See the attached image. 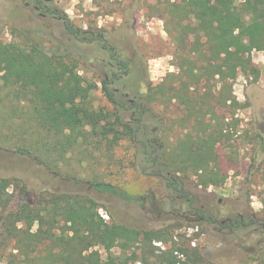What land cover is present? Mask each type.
Listing matches in <instances>:
<instances>
[{
    "label": "rangeland",
    "instance_id": "rangeland-1",
    "mask_svg": "<svg viewBox=\"0 0 264 264\" xmlns=\"http://www.w3.org/2000/svg\"><path fill=\"white\" fill-rule=\"evenodd\" d=\"M40 1L0 0V42L26 39L48 56L62 57L59 63L69 72L97 85L92 104L106 111L113 106L101 92V82L119 71L110 66L115 52L116 59L128 62L126 76L113 85L116 98L128 106L129 100L134 101L145 112L141 119L133 106L119 112L123 122L137 129L134 140L124 136L110 147L90 141L74 146L62 158L49 154L46 165L0 149V175L21 179L29 202L44 191L86 195L101 205L98 213L105 221L114 220L139 232L134 238L126 236L96 246L104 262L112 256L116 263L167 264L172 253L193 264L196 250L204 259L199 264H264V230L260 226L264 223V53L252 51L249 69L238 70L225 87L211 81L198 88L199 94L209 88L211 96L201 106L203 112L207 103L209 106L206 130L197 137L208 141L209 136L213 152L208 164L191 170L174 157L183 152L178 146L190 133L192 122L182 121L190 114L188 108L175 98H160L158 92L168 84L169 75L177 73L172 19L187 22L183 7L188 0ZM63 16L86 37L102 39L73 38L57 18ZM221 92L231 100L221 103ZM4 106L11 114L18 109L11 96ZM2 115L0 110V118ZM15 116L12 126L18 123ZM0 132L6 133V129L2 127ZM195 135L192 132V139ZM163 151L171 153L167 161L176 167L169 175L158 167L163 159L152 161L163 156ZM95 181L110 183L138 200L128 203L98 193L90 186ZM18 197L12 208L20 203ZM240 216L244 222L236 226ZM251 218L257 223L246 225ZM13 247L0 232V264H7L16 253Z\"/></svg>",
    "mask_w": 264,
    "mask_h": 264
},
{
    "label": "trees",
    "instance_id": "trees-1",
    "mask_svg": "<svg viewBox=\"0 0 264 264\" xmlns=\"http://www.w3.org/2000/svg\"><path fill=\"white\" fill-rule=\"evenodd\" d=\"M183 8L189 16L185 17L187 22L172 19L177 73L169 75L168 84L161 86L158 92L160 98L168 101L175 98L180 106L188 108L190 114L182 121L192 122L190 133L178 146L183 152L174 157L181 165L198 170L203 163L208 164L213 152L209 136V142L205 137H197L207 127L205 115L209 106L207 103L205 112L201 106H206L211 91L208 88L199 94L198 90L211 81L225 87L238 70L249 69L252 51L264 53V0H242L239 4L234 0H213L211 4L207 0H188ZM47 12L57 14L56 11ZM57 18L63 22L65 32L77 40L102 39L100 36L86 37V33L75 28L67 17ZM59 58L62 57L48 56L26 39L22 43L0 42L3 69L0 74L3 114L0 129H6V133L0 132V149L46 165L45 158L49 154L57 153L62 158L74 146L87 145L90 141L110 147L124 136L134 140L137 129L123 122L119 114L132 108L117 100L112 80L101 82V92L113 106L112 110L95 108L92 93L97 85L76 77L65 64L59 63ZM121 66L128 68V63L122 62ZM220 94L221 103L231 100L229 94ZM10 96L18 108H14L12 114L4 106ZM152 96L157 98V94ZM197 103L199 108L194 111ZM144 112L145 109L137 111L139 119ZM13 115L18 122L15 126L11 125ZM139 119L136 120L138 124ZM192 132L196 133L195 139L191 137ZM164 153L152 161L163 159L158 167L169 175L176 167L167 161L171 153ZM90 186L98 193L128 203L138 200L110 183L95 181ZM27 195L21 179L0 175V232L4 239L13 242V251H16L7 264H123L116 263L112 256L102 261L95 247L139 234L114 220L105 221L98 213L101 205L86 195L44 191L37 194L34 202H29ZM16 197L20 198V203L12 208ZM194 251L193 264L203 262ZM169 257L167 264H189L172 253Z\"/></svg>",
    "mask_w": 264,
    "mask_h": 264
},
{
    "label": "flooded vegetation",
    "instance_id": "flooded-vegetation-1",
    "mask_svg": "<svg viewBox=\"0 0 264 264\" xmlns=\"http://www.w3.org/2000/svg\"><path fill=\"white\" fill-rule=\"evenodd\" d=\"M34 2H36V4H40L41 3V1L39 0V2H38V0H33ZM39 7H36V9H38ZM50 13V12H49ZM101 37V36H100ZM102 38V37H101ZM103 48H106L105 46L103 47ZM111 51H113V49H110ZM112 55V59L114 60V63H110V66L111 67H116V69H118L119 71L117 72V73H112L111 75H110V77H106L105 79L107 80V79H111L112 81H111V84H112V88H113V85L116 83V82H118V81H120L121 79H123L124 77H125V75H126V67H123V66H121V63L123 62V61H121V60H118V59H116V56H117V54L115 53V52H112L111 53ZM128 63V62H127ZM115 91H117V89L115 90ZM124 99H127V95H124ZM129 102V104H130V106H133V108H135V109H137L138 110V108H139V105L138 104H136L134 101H131V100H129L128 101ZM244 222V218L242 217V216H240V217H238L237 218V220H236V222H235V225L236 226H238L239 224H242ZM259 222V221H258ZM255 223H257V220H255L254 218H251L248 222H247V224L246 225H252V224H255ZM232 226V225H231ZM261 229L262 230H264V223H261ZM263 236H264V233H263Z\"/></svg>",
    "mask_w": 264,
    "mask_h": 264
}]
</instances>
